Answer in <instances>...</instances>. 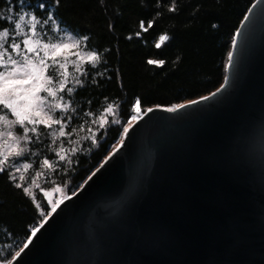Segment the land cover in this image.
Masks as SVG:
<instances>
[{
    "label": "water",
    "instance_id": "1",
    "mask_svg": "<svg viewBox=\"0 0 264 264\" xmlns=\"http://www.w3.org/2000/svg\"><path fill=\"white\" fill-rule=\"evenodd\" d=\"M232 44L229 83L146 108L14 264H264V0Z\"/></svg>",
    "mask_w": 264,
    "mask_h": 264
},
{
    "label": "trees",
    "instance_id": "2",
    "mask_svg": "<svg viewBox=\"0 0 264 264\" xmlns=\"http://www.w3.org/2000/svg\"><path fill=\"white\" fill-rule=\"evenodd\" d=\"M253 2L175 0L176 11H169L173 0H61V27L88 36L85 48L96 51L100 61L95 68L87 63L83 66L82 88L75 84L71 93H63L68 103L63 117H70L63 119L66 132L78 146L69 158L74 163L57 160L56 144L43 126L28 142L27 161L40 168L47 159L54 167L47 187L59 185L66 197L73 194L120 144L116 145L135 107L141 113L158 105L170 108L221 85L237 26ZM23 3L31 11L28 6L36 0ZM17 4L18 0H7V4L0 0V16L9 14L8 5L15 8ZM4 26L0 18V29ZM160 35L170 39L156 48ZM149 60L164 64H149ZM137 98L139 106L135 105ZM108 104L113 105L118 122L109 123L101 133L96 125ZM15 184L7 173H0V259H11L42 218L34 200ZM36 200L45 214L51 211L41 193Z\"/></svg>",
    "mask_w": 264,
    "mask_h": 264
},
{
    "label": "snow or ice",
    "instance_id": "3",
    "mask_svg": "<svg viewBox=\"0 0 264 264\" xmlns=\"http://www.w3.org/2000/svg\"><path fill=\"white\" fill-rule=\"evenodd\" d=\"M7 4V0H5ZM61 0H36V3L29 5L31 11H23L25 4L23 0H18V4L15 8L12 5H8L9 13L15 12V16L9 14L7 16H0L5 26L0 30V38L7 37L4 43H0V112L4 115H0V120L6 119L8 116L13 115L16 117L14 121L16 125L21 127L22 136L20 139H14V148L17 150H9L7 153L0 151V173H7L8 179L12 181L23 180V176H18L20 167L15 166L19 164L21 159H27L25 150L20 147L21 141L32 140L33 133L36 132L38 125H46L49 129L53 125L57 126L60 135H64V127L61 124V119H70V117H62L61 119H54L55 115H59L63 109L59 104L54 101L61 99V92L64 94L71 93L72 87H66L68 73L66 71V64L60 61L66 59V52L76 49L80 46L87 45L89 37L78 36L74 39L73 43L64 42L65 40H73V37L65 34L63 37L54 36V40H59L57 43H45L42 47L45 49L43 55H40L39 48L41 45L38 40H47V34L41 29V25H47L48 32H52V26L55 25V31L60 32L63 29L61 24L63 23L62 16L59 13V6ZM169 11H176L175 0H173L172 7ZM25 22V27L28 29L23 33L20 32L21 23ZM147 31V29H144ZM139 35V33H137ZM167 35H160L159 42L155 44L156 48H160L161 45L169 40ZM35 45V46H34ZM233 49L236 48L235 42L232 44ZM49 53L51 56L49 57ZM87 64L90 68H95L100 61V56L96 51L88 50ZM79 56V53H76ZM83 59V57H80ZM149 64L163 65V60H149ZM233 65V54H228V66L231 68ZM51 69L50 74L46 75V72ZM80 76H84L85 72H80L77 69ZM101 75H103L101 73ZM77 86L83 87L80 80L75 81ZM229 83V77H224V85ZM218 88L216 92L211 93V97H215L224 87ZM44 93V95H41ZM70 98V97H69ZM202 101L210 99L209 96H203L200 98ZM140 99L135 100V105L139 106ZM191 104H196L197 101H191ZM157 107H160L159 105ZM185 105L177 104L172 105L167 110L170 112H176L180 108H184ZM55 110V111H54ZM152 108H148L145 112H152ZM108 114H113V118L110 121ZM139 113L132 116L131 120H128L127 125H131L132 120L137 119ZM99 124L96 125L97 131L103 133L107 130L109 123H117L114 116V108L112 104H108L104 109V115L99 117ZM129 133V127L125 126L122 129L120 141L123 143L124 139ZM8 137H13V132H8ZM3 138V133H0V139ZM38 138V137H37ZM86 139H88L86 137ZM93 141L96 140V136H92ZM76 151V149H74ZM59 159L67 165H72L74 161L69 159L64 154L63 149L58 153ZM43 163L49 168L52 167L50 162L45 159ZM24 168H29L31 165L24 164ZM99 171V169H97ZM36 175H39L37 173ZM93 176L95 173L92 174ZM90 176L88 179H91ZM16 187L21 188L26 194L29 193V189L23 184L16 183ZM59 187L52 188L51 192H44V195L48 197L47 203L51 205V211L47 214L44 213L40 204L36 207L41 210L42 218L39 221V227H33L31 229V235L27 238V242L14 254L11 259H0V264H14V261L20 257L21 253L29 247L32 242V238L36 237L40 229L47 223L52 213H55L57 209L64 203L68 197L61 196L59 200H53L51 198L52 192L60 191ZM75 195V193H73Z\"/></svg>",
    "mask_w": 264,
    "mask_h": 264
},
{
    "label": "rangeland",
    "instance_id": "4",
    "mask_svg": "<svg viewBox=\"0 0 264 264\" xmlns=\"http://www.w3.org/2000/svg\"><path fill=\"white\" fill-rule=\"evenodd\" d=\"M23 11H29V10L23 9ZM9 14H12L13 16H15V12H12ZM20 23H21L20 32L23 33L24 31H27L28 29H26V27H25V22L22 21ZM46 26L47 25H41L40 26L41 29L48 36L47 40H43V39L38 40L39 44L41 45V47L39 48L40 55H43L45 52V49L42 47L43 44L60 42L59 40H54L53 39L54 36L63 37L65 34L72 36L73 40H65L64 41L67 43H73L74 39L76 37H78L77 35L73 34L72 32H70L67 29L62 28V27H61L63 29L62 31L56 32L55 31V25L52 26L53 31L48 32ZM6 40H7V37H2V38H0V43H4ZM77 52L79 53V56L76 55ZM87 52H88V50L85 48V46H80V47H77L76 49H73L71 51L66 52V54H65L66 59L60 61L61 63L66 64V71L68 73L66 87H73L76 84L75 81L79 80L80 74L77 71V69H79L80 72L83 71V66L87 63V61L89 59ZM48 55L50 57L51 53H49ZM80 57H83V59H81ZM50 72H51V69H49L48 72H46V75L50 74ZM41 95H44V93H41ZM54 102L59 104L60 108L63 109V111L59 112V115H55L53 118L54 119H61L63 117L64 113L68 109V103H67V101H65V99L63 97V92H61V99L56 100ZM134 109H135L134 115H136L137 112L139 113V115L141 114V112L139 111V109L137 107H135ZM0 115H4V113L0 112ZM101 115H104V112ZM112 116H113V114H108V119H110ZM15 120H16V117L13 115L8 116L4 120H0V133H3V138L0 139V151H2V152L7 153L10 149L11 150H17L14 148V139H20L22 136V133H21V127L15 124V122H14ZM99 122H100V120L98 118V124H99ZM61 124L64 127V135L63 136L60 135V132L57 129L56 125H53L51 129H49L46 125H38L36 128V132L31 134V135L38 134V132H40L39 126H43L45 128V131L48 132V136L52 139V142L54 143V145L56 144L57 160L59 159L58 153L61 152V149H63L66 157L70 158V156L75 152L74 149L77 150V147H78L76 139L73 140L72 135L66 132V123L63 119H61ZM9 131L13 132V137H11V138L8 137V135H7ZM81 138H83V135L81 136ZM28 142L29 141H21V144H20V147L25 150L26 156L29 153ZM120 142L121 141L119 140L116 143V145L119 144ZM44 160L45 159H43L42 161H44ZM49 162L52 165L51 161H49ZM24 164H29V165H31V167L24 168L23 167ZM15 166L20 167V172L18 173V176L24 177L23 180H17V181H15V183L23 184L25 187H27L29 189L30 194H27V195L30 196L34 200L36 205L38 204V202L36 200V195L41 193L44 196L45 201L47 203L48 197L44 195V192H46V191L51 192L52 188L59 187L61 189L60 191L52 192L51 198L53 200H59L61 198V196H65L64 190L61 186L52 185L50 187H47V184L50 183L48 181L47 177L51 176L50 173H51V170L54 168L53 166L51 168H49L48 166H46L42 162L40 165V168H36L33 166L32 162L27 161V159H21L19 161V164L15 165ZM37 173H39V175H36ZM47 205L49 207V210H51V205L48 203H47Z\"/></svg>",
    "mask_w": 264,
    "mask_h": 264
}]
</instances>
